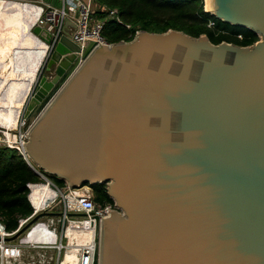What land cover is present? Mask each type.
Wrapping results in <instances>:
<instances>
[{
    "label": "water",
    "instance_id": "water-1",
    "mask_svg": "<svg viewBox=\"0 0 264 264\" xmlns=\"http://www.w3.org/2000/svg\"><path fill=\"white\" fill-rule=\"evenodd\" d=\"M204 8L257 39L136 29L80 47L60 33L36 69L23 149L69 185L103 182L115 205L91 264H264V0Z\"/></svg>",
    "mask_w": 264,
    "mask_h": 264
},
{
    "label": "built area",
    "instance_id": "built-area-1",
    "mask_svg": "<svg viewBox=\"0 0 264 264\" xmlns=\"http://www.w3.org/2000/svg\"><path fill=\"white\" fill-rule=\"evenodd\" d=\"M59 5L46 0H37L39 9L34 24L43 27L49 32L51 40L44 43L50 50L58 35L62 33L64 21L72 22L71 38L81 47L86 44L95 46L98 43H107L102 34V26L105 18H114L121 22L117 9L106 6L103 3H94L93 0H57ZM204 8L205 0H200ZM95 5V9L93 7ZM208 20L206 25H211ZM239 36V34H238ZM24 117L19 128H14L15 138L2 135L0 144L16 149L25 160L31 171L38 179L27 181V199L31 206V212L17 220L13 229L7 230L0 219V264H60L66 250L74 248V264H91L93 251L97 245V237L100 222L110 211L114 209L113 200H97L91 186L87 182L69 185L67 182L57 184L47 176V173L35 165L23 149L31 120L24 123ZM35 183L44 184L47 189L40 196L39 202H35L30 192ZM42 197H44L42 199ZM54 204L57 206L54 207ZM50 213L39 216L30 225L25 227L18 239H12L11 235L18 230L23 223L38 211ZM43 217V218H42ZM40 218V219H39ZM76 230H88L91 234V243H67L66 228ZM21 231V232H22ZM20 233V232H19ZM18 233V234H19ZM17 234V235H18ZM89 244L87 247L86 245ZM90 244L92 245L90 247Z\"/></svg>",
    "mask_w": 264,
    "mask_h": 264
},
{
    "label": "trees",
    "instance_id": "trees-1",
    "mask_svg": "<svg viewBox=\"0 0 264 264\" xmlns=\"http://www.w3.org/2000/svg\"><path fill=\"white\" fill-rule=\"evenodd\" d=\"M95 2L116 7L121 18V22L109 17L104 19L102 34L108 42L128 40L136 29L163 31L167 28L180 29L193 36L203 32L213 43L225 40L245 45L257 39V35L246 27L224 22L205 11L200 0H95ZM208 20L212 21L211 25H206ZM47 176L57 184L64 182L54 175ZM37 179V175L31 171L16 149L0 144V219L7 230L16 226L18 218L31 212L25 183ZM38 184L32 186L31 192ZM90 185L96 189L97 200H112L106 195L103 182Z\"/></svg>",
    "mask_w": 264,
    "mask_h": 264
},
{
    "label": "bare ground",
    "instance_id": "bare-ground-1",
    "mask_svg": "<svg viewBox=\"0 0 264 264\" xmlns=\"http://www.w3.org/2000/svg\"><path fill=\"white\" fill-rule=\"evenodd\" d=\"M22 15L23 12L14 7L11 3H5L0 8V19L6 24H12L14 20L20 19ZM31 24L32 23L29 22L27 26L21 28L19 36L17 37L20 39L21 45L27 47V57L25 58L24 66L22 63H20V65L18 63V53H22L19 52V49L22 50L21 46L14 52L7 49L0 51V117H2V114L6 117L13 116L15 106H17L15 113H18L20 106L30 88L36 69L45 54V44L34 38L29 32ZM36 51H39L38 56V52ZM31 56L36 60V62L31 61ZM14 124L15 123H12L11 126L0 125V127H6L8 129V127H13ZM0 133L5 137L15 138V133L12 131L0 130ZM46 189L47 187L44 184L39 183L31 192V198L35 202H39L40 196L44 195L43 192H46ZM43 198L44 197H42V199ZM65 233L68 244H92L90 240L91 234L88 230H76L75 228L68 227L66 228ZM91 244L90 247L92 246ZM86 246L88 247L89 244ZM74 260L75 252L74 248H71L65 251L60 264H74Z\"/></svg>",
    "mask_w": 264,
    "mask_h": 264
},
{
    "label": "crops",
    "instance_id": "crops-1",
    "mask_svg": "<svg viewBox=\"0 0 264 264\" xmlns=\"http://www.w3.org/2000/svg\"><path fill=\"white\" fill-rule=\"evenodd\" d=\"M47 1V0H46ZM51 3H54L56 5H59V1L57 0H48ZM5 3H11L14 7L21 10L23 12V15L20 19L14 20L12 24H6L0 19V51L1 50H10L11 52L17 51L20 46L22 47V50L19 49V52H22L21 54L18 53V63H22L24 66L25 58L27 57V47H24L20 43V39L17 38L19 36V33L21 31V28L27 26L29 22H33L32 17V10L39 9V3H37V0H0V8ZM72 31V22L69 19H66L64 21V26L62 33L71 36ZM14 44V45H13ZM37 56L39 55V51H36ZM32 62H36V60L31 56L30 57ZM29 59V60H30ZM31 86L29 88L30 92ZM27 95V94H26ZM15 116L6 117L2 114V117H0V125H7L11 126L12 123L16 122V117L18 113L14 114ZM5 116V117H4Z\"/></svg>",
    "mask_w": 264,
    "mask_h": 264
},
{
    "label": "rangeland",
    "instance_id": "rangeland-1",
    "mask_svg": "<svg viewBox=\"0 0 264 264\" xmlns=\"http://www.w3.org/2000/svg\"><path fill=\"white\" fill-rule=\"evenodd\" d=\"M20 1V0H19ZM93 2L94 3H96L95 2V0H93ZM104 4V3H103ZM106 6H110V5H107V4H105ZM93 7H94V9H95V5H93ZM111 7H114V6H111ZM116 8V7H115ZM120 18V17H119ZM121 19V18H120ZM237 36H238V34H237ZM48 52H49V49L47 48V50L45 51V54H44V56H43V58H42V60H41V62L39 63V68L40 67H42V65L45 63V61H46V57L48 56ZM42 72H44V74L47 76V77H49L51 74H52V69L50 68L49 70H43L42 69ZM38 74V72H36V75ZM28 94H29V90H28V92H27V95L25 96V98H24V100H23V102H22V104H21V106H20V109H19V111H18V115H17V117H16V122H15V124L13 125V127H8V129L6 128V127H0V130H7V131H12V132H14V128H19V125H20V122H22V120H23V117H24V123H23V127H24V125H25V123H27L28 122V117L27 116H25L24 115V110H25V104H26V102H27V99H28ZM0 137H2V135H1V133H0ZM55 206H57V204H54V207ZM47 211H55V210H51V209H49V210H47ZM43 218V217H42ZM40 219V218H39ZM32 226V225H31ZM31 226H28L27 228H26V230L27 229H29ZM26 230H24V231H22V232H20L18 235H16V236H14V237H12V239H18L20 236H21V234L22 233H25L26 232Z\"/></svg>",
    "mask_w": 264,
    "mask_h": 264
},
{
    "label": "flooded vegetation",
    "instance_id": "flooded-vegetation-1",
    "mask_svg": "<svg viewBox=\"0 0 264 264\" xmlns=\"http://www.w3.org/2000/svg\"><path fill=\"white\" fill-rule=\"evenodd\" d=\"M35 70V69H34ZM34 72V71H33ZM17 106H15V108H14V110L16 111V108ZM15 111H14V114H15ZM13 116H15V115H13ZM91 186V189H92V191H93V193L95 194V191H96V189L94 188V186H92V185H90Z\"/></svg>",
    "mask_w": 264,
    "mask_h": 264
}]
</instances>
